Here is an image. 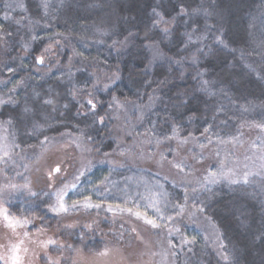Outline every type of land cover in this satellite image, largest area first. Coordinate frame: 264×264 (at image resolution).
<instances>
[{"label":"trees","instance_id":"1","mask_svg":"<svg viewBox=\"0 0 264 264\" xmlns=\"http://www.w3.org/2000/svg\"><path fill=\"white\" fill-rule=\"evenodd\" d=\"M44 2L48 5L46 10L42 0H0V100L8 101L0 103V119H14L20 151L35 150L27 162L37 159L44 141L43 135L39 139L33 135L34 121H47L43 131L50 141L59 136H80L82 129L81 138L91 156L100 158L120 149L117 115H125L127 122L131 120L129 131L137 136L144 134L151 142L160 138L163 147L173 144L174 140L165 141L163 137L171 136L174 126L180 128L181 137L202 139L203 129L213 125V132L228 139L229 135H238L248 125L246 121L259 122L264 115V80L247 67L250 64L264 74L259 47L264 40V0ZM189 5L202 7L210 15L180 13L181 7ZM153 9L170 23L154 26L158 17ZM163 27L169 28L167 35ZM185 33L193 34L191 43ZM217 36L224 39L227 47L216 42ZM26 42H30L27 49ZM40 56L45 57L44 63H40ZM115 73L119 79H114ZM202 80L210 82L215 95L202 91ZM74 90H79L75 97ZM113 97L133 105L117 113L112 106ZM48 99L51 104L44 103ZM89 99L96 104L95 109ZM150 100L151 107L144 108L141 119L139 109L133 107L146 106ZM249 103L254 107L244 112L241 105ZM26 105L32 108V114L23 124L15 123ZM93 111L104 121L94 120ZM225 120L227 124H222ZM212 140L217 142L215 136ZM122 167L96 164L83 181L90 177L100 180L110 173V179L143 176L149 183L163 184L168 199L178 203H185L187 188V204L203 209L202 218L213 234L219 231L223 251L230 254L234 264H264V239L259 238L264 231V192L258 186L259 176L251 186L230 185L222 180L202 189L175 182L146 167ZM16 173L7 171L6 177L12 183H24ZM32 188L39 191L33 183ZM4 199L10 214L31 219L29 230H54L56 243L49 250L66 244L62 236L65 215H56L41 201L23 208L20 205L32 199L20 193ZM193 237L196 243L191 246L192 252L188 251L190 246L175 251V264H227L202 232L195 229ZM87 248L98 249L90 244ZM0 264H5L2 259Z\"/></svg>","mask_w":264,"mask_h":264},{"label":"rangeland","instance_id":"2","mask_svg":"<svg viewBox=\"0 0 264 264\" xmlns=\"http://www.w3.org/2000/svg\"><path fill=\"white\" fill-rule=\"evenodd\" d=\"M121 103L125 104V107L120 109L121 111L127 110L133 105L130 106L125 102ZM135 105L136 107L133 108H138V105ZM119 119L116 132L121 144L120 149L109 154L107 159H105V155L100 158H93L87 145L88 150H83L81 145H85V143L82 138L77 140L75 136L65 135L51 140L44 149L42 148L41 152L44 153L43 156L32 163L27 162V159L29 158V161L32 159L33 151L35 150L25 149L20 151V146L15 147L13 149L15 164L9 161L8 165L5 166L0 161V168H5L6 172L11 171L15 173L22 169L25 171V165H27L28 170L22 173L38 187V192L51 193L49 203H54L55 192L53 189H59L64 184L72 181L74 176L78 174V170L81 169L82 164H86L88 161H91L92 164L90 168L84 170L85 175L96 164L100 163L101 166L117 168L114 167L112 161H119L123 166L130 165L132 168L146 167L155 173L164 174L175 182L195 187L200 186L199 181H202L203 177L208 175V170H218V160L222 159L224 155H228L227 167L232 168L236 173L247 170L255 173L259 171V166L262 163L260 150L251 148L252 142H255L257 145L260 144V140L258 139L260 130L255 127L244 126L238 134L240 143L221 145L217 141L208 144L205 138L197 139L199 143L207 145L206 150L201 152L198 144L191 140L187 144H182L179 148H177L176 140L172 142V145L166 147H163L164 144L157 146L155 142H149L151 141L150 137L144 136V134L137 136L134 131H129L128 123L131 120L128 119L127 122L125 115L123 117L119 116ZM0 121L5 120L0 119ZM4 138H7V142L10 144L13 138H15V144L19 145L16 142V133L13 125L0 127V145L5 143ZM121 149L126 150V156L120 155ZM217 151L221 153L220 157L215 155ZM160 152L164 154L166 161L169 162L173 161L174 157L179 153V157L186 160L188 167L180 171L174 164L161 161L158 154ZM128 153L131 155H127ZM196 154H199V158L194 160L193 157ZM20 163L23 165H20ZM57 164H59L62 171L60 173H53L51 182H49L47 172ZM2 175L0 174V185L7 183L5 176L3 177ZM84 176L80 177L76 189L70 190L68 196L65 198L66 201L70 203L73 200L80 199V194H86L92 197L93 203L103 201L105 206L101 208L78 207L70 209L67 213H60L65 215L62 221V236L66 240V244L53 247L51 250H49L51 244L47 248H41L39 242L49 239L54 240L55 232L53 229H43L44 231L41 233L39 232L40 229L36 231L29 230V224H27L23 230L29 233L30 239H28L22 235H15L9 229L7 222L0 218V257H3L2 260L5 264H10V252L8 251L10 242L15 243L21 239L25 241L23 247L28 248L26 254L21 252L23 264H175V251L180 250L179 235L168 237L176 245L175 249L169 251V245L161 243L165 235L163 231L158 233L144 219L137 218L127 212H109L107 210V203H125V199L118 191V188L125 187L126 177H123V179H110L116 183L117 188H113L112 194L109 195L108 193L101 194L97 189L93 188V183L99 185L104 178L97 180L94 177H90L83 181ZM128 183L131 185V195L135 199V203L140 206V209L147 211L149 217H155L160 223H167L171 227L170 221L161 220L155 210L148 207L146 200L138 198L139 194L145 193L144 186L137 187L136 185H132L130 181ZM108 186L112 188L111 183ZM153 191H158V189H153ZM21 195L27 196L26 193ZM45 200H48V196L41 195L39 201ZM35 202L37 201H24L20 206L27 208L34 205ZM127 206H134L133 201L128 200ZM187 206L189 211L195 212V215L189 217L186 213L182 219L177 218L180 220V223L176 226L189 239L193 237L194 230L197 229L212 241V244L219 251L217 247L219 242L215 240V235L211 232L210 225L202 218L201 212L196 211L189 204ZM161 207L163 208V204ZM55 214L59 215L58 213ZM168 214L175 216V212L171 209L165 211V215ZM87 225H91V228H88ZM18 231L20 230L18 229ZM88 244L98 249L90 250L87 248ZM105 249L108 250L106 256L100 257L97 255ZM50 257L52 259H49Z\"/></svg>","mask_w":264,"mask_h":264},{"label":"snow or ice","instance_id":"3","mask_svg":"<svg viewBox=\"0 0 264 264\" xmlns=\"http://www.w3.org/2000/svg\"><path fill=\"white\" fill-rule=\"evenodd\" d=\"M42 6L43 8L46 10L48 5L46 2H44V0H42ZM9 7H11V5H9ZM20 8H24L23 4L19 5ZM180 13H183L184 15H199L200 13H204L205 15H210V13L207 12L206 9L202 8V7H197V8H192L191 5H189L188 8L185 7H181L179 9ZM153 13L155 16L158 17L157 20H155L154 22V26H160L161 24H168L170 23L169 21H166L164 19L163 14H161L160 12L156 11V9H153ZM7 15L5 16V19H7ZM99 31V29H98ZM162 31L164 32L165 35H167L169 33V28L168 27H163ZM195 31V30H194ZM102 35L106 34V33H101ZM185 35L188 38V42L191 43L193 40V34L192 33H185ZM36 37H32V39H35ZM203 37H197V39H202ZM216 42L219 45H223L224 47H227V44L225 43L224 39L221 36H217L216 38ZM3 42V41H0ZM117 44V41H113V46H115ZM30 45V42H26L24 44V48L27 49ZM123 46V45H121ZM51 47V45H49V48ZM259 47L261 48L262 52H261V56H262V60H264V40H261L259 42ZM48 49H45V52H47ZM40 63H44L45 62V57L44 56H40L38 57ZM195 60V58H193ZM177 63H179V61H177ZM248 69L251 72H254L260 79L264 80V74H261L260 72H257L255 68H253L252 65H247ZM119 76L118 73L114 74V79H116V77ZM21 84H23V81H21ZM210 82L207 80H202L201 83V89L204 92H207L211 95H215L214 92L211 91V88L209 87ZM108 85H105V88H107ZM79 90H74L72 92V96L75 97L77 95ZM37 96H39V93H36ZM8 101H3L0 100V103H7ZM45 104H51L52 100L48 99L44 101ZM88 103L92 105L93 109L96 108V104L94 103V101L92 99L88 100ZM113 108L116 109L117 113H119V109H123L125 107L124 103H121V101L116 98L113 97ZM139 111H140V118H143L144 115V108H150L151 107V100L150 103L146 106H137ZM241 107L244 109V112H248L252 107H254V105H252L251 103L247 104V105H241ZM219 111L222 113L223 112V108L221 107L219 109ZM33 110L31 107L29 106H25L22 109L21 114L15 118V123H19V124H23L25 120H27L30 115L32 114ZM92 117L94 120L99 121V122H103L104 121V117L98 116L94 111L92 112ZM117 119H119V115H117ZM192 117H189V120H191ZM222 124H227V121H221ZM246 124H248V126L250 127H255L257 129L260 130V135L258 136V139L260 140V144L257 145L255 142L251 143V148L254 149H259L261 152V156L260 159L262 161V163L259 166V171L253 173V171L251 170H247V171H241L240 173H236L233 171L232 168H228L227 167V163H228V155H224V157L222 159L218 160V170L217 171H211L208 170V175L203 177L202 181H199L200 187L202 189H206L208 187L209 184H217L219 182H221L222 180H226L230 185H236V184H240L242 187L244 185H253L256 183L255 177L259 176L260 180H259V189L261 192H264V115L261 116V120L259 122L253 121L251 123H248L247 121L245 122ZM5 125H14V119L10 118L8 120L5 121H0V127H3ZM47 121H45V124H40L39 122L34 121L32 124V133L33 135L36 136L37 139H39V136L43 135L44 136V141L41 143V147L43 148V145L45 143H48L50 141L51 138H49L43 131V129L45 127H47ZM79 127V126H77ZM213 125H209L208 127L203 129V132L201 133V135L207 140L208 144H211L213 142L212 140V136H215L216 140L219 142V144L224 145V144H229V143H240V139L238 135H229L228 139H225L219 135H217L215 132H213ZM181 130L179 127H173L171 129V136L165 135L163 137V140L165 141H169L171 142L172 140H176L177 141V148H179L182 144H187L189 143V141H193L196 142L198 144V147L200 148L201 152H203L204 150H206L207 145L204 143H199L197 141V138L194 136H183L181 137ZM209 133H211V136L209 135ZM70 135V133H68ZM61 135H64L63 133ZM84 135L83 130H80V136H77L76 139L79 140L81 139V137ZM5 139V143L3 145H0V161L3 162V164L5 166L8 165L9 161H11L12 164H15V160L13 159V149L15 147H19V145L15 144V138H13V141L10 143L7 142V138ZM151 142V141H149ZM155 143L157 146H159L162 141L160 138H157L155 140ZM83 150L87 151L88 148L86 147V145L82 144L81 145ZM46 151V149H45ZM43 152L40 153V156L37 157V159H40L43 156ZM160 156V160L161 161H165L168 163H172L174 164V166L180 170L183 171L184 168L188 167L186 160L184 158L179 157V153H177V156L174 157L173 161H166V157L164 156V154L162 152L158 153ZM120 155L121 156H126V150L125 149H121L120 151ZM127 155H131L130 153H128ZM215 155L217 157L221 156V153L219 151H217L215 153ZM108 154H105V159H107ZM199 158V154H196L193 159H198ZM21 159H23V157H21ZM102 162V161H101ZM92 162L88 161L86 164H82L81 169L78 170V174L74 176L73 180L70 181L67 184H64L63 187L59 188V189H53V191L55 192V202L54 203H49V200H51V193H42V192H36L33 191L32 188V182L30 179H28L27 177L23 176L22 173L17 172L16 175L20 176L22 179H24V183L22 184H16V183H12L10 178L6 177V171L5 168H0V174L5 175V178L7 179V183L0 185V218H2L4 221L7 222V225L9 227V229L17 236L22 235L25 238L30 239V235L26 230H23L24 227L31 223V219L28 216H13L12 214H10V212L8 211V209L6 207H4V203L6 202V200L4 199L7 196H10L12 193H21L24 194L26 193L28 197H30L32 200L34 201H39L41 195H47L48 196V200L45 201H41V203L44 204V206L48 207V209L54 213H67L70 209H76L78 207H83V208H101L104 207L105 204L103 201H101L100 203H93L92 202V197L88 196L86 194H80L81 198L77 199V200H73L70 203L66 201V197L68 196L70 190L76 189L77 187V183L80 179L81 176L85 175V169H88L91 167ZM112 164L114 165V167H122L123 165L119 162V161H112ZM28 170V166L25 165V171ZM62 171L61 167L59 166V164H57L54 168L50 169L47 172V176L49 178V182H51V179L53 177V173H60ZM110 176L111 173L109 174V177H104L103 180H101L100 184L97 185L95 183H93V188L97 189L101 194L104 193H108L109 195L112 194V190L113 188H117V185L115 182L110 180ZM131 182L132 185H136L137 187L143 185L145 188V193L144 194H139L138 198L139 199H144L147 201V205L148 207H151L155 210L157 216L160 217L161 220H165V221H170L171 222V227L167 224V223H160L159 220H157L155 217H149L147 211H143L140 209V206L138 204L135 203V199L132 197L131 195V185L128 182ZM112 184V188H109V184ZM153 189H158V191H153ZM118 191L122 194V196L125 199V203L124 204H120V203H107L106 207L107 210L109 212H127L131 215L136 216L137 218L140 219H144L145 222L149 225H151V227L153 229H156L159 232L163 231L165 233L164 235V239L161 241V243H167L169 245V251H172L173 249L176 248V245L173 244L171 239H168V237H172L174 235H179L180 236V250L183 251L185 246H190L188 247V251L192 252V247L194 246L196 243L195 237H192L191 239H189L188 237L184 236V234L181 232V229L179 227H177L176 225L178 223H180V220L177 218H183L185 216V214L187 213L188 216H194L195 212L189 211L188 206H187V201L189 200V191L186 188L185 189V194L183 196V200L185 201V203H178L175 201H171L168 199L169 197V193L164 189L163 184H160L159 182H155L150 184L149 181L147 179H145L143 176H139V177H126L125 178V187L123 188H118ZM195 191V189H193V192ZM128 200H132L133 201V205L134 206H127V202ZM163 204V208L161 207V205ZM37 207L39 205H36ZM192 208H195L196 211H203L202 208H198L195 204H193L191 206ZM171 209L172 211L175 212V216H173L172 214H168L165 215V211ZM35 209H31V211H34ZM88 228H91V225H87ZM18 229L20 231H18ZM43 229H40L39 232L43 233ZM215 240L217 242H219L217 244V247L219 249L218 251V255L221 258V260L226 261L227 264H234L232 257L230 256L229 253H226L225 251H223L224 249V244L221 241V237L219 234L218 230H215ZM259 238L260 239H264V231H262L259 234ZM205 239H207V237H205ZM25 241L23 239L18 240L15 243L10 242V247L8 248V251L10 252V256H9V260H10V264H23V256L21 255V252L23 253H27L28 252V248L27 247H23ZM56 241L54 240H47V241H40L39 242V246L41 248H47V246L49 244H55ZM108 253V250L105 249L102 252H99L97 255L100 257H104L106 256ZM194 254V253H193ZM3 257H0V259H2ZM49 259H52L51 257ZM187 264V262H186Z\"/></svg>","mask_w":264,"mask_h":264},{"label":"clouds","instance_id":"4","mask_svg":"<svg viewBox=\"0 0 264 264\" xmlns=\"http://www.w3.org/2000/svg\"><path fill=\"white\" fill-rule=\"evenodd\" d=\"M225 43H226V42H225ZM119 78H120L119 76L116 77V79H119Z\"/></svg>","mask_w":264,"mask_h":264}]
</instances>
